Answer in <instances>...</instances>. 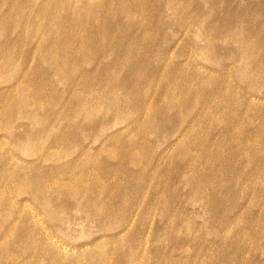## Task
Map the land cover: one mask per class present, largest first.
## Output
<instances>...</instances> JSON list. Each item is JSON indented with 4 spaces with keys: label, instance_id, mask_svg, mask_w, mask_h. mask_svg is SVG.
Masks as SVG:
<instances>
[{
    "label": "rangeland",
    "instance_id": "obj_1",
    "mask_svg": "<svg viewBox=\"0 0 264 264\" xmlns=\"http://www.w3.org/2000/svg\"><path fill=\"white\" fill-rule=\"evenodd\" d=\"M0 264H264V0H0Z\"/></svg>",
    "mask_w": 264,
    "mask_h": 264
}]
</instances>
